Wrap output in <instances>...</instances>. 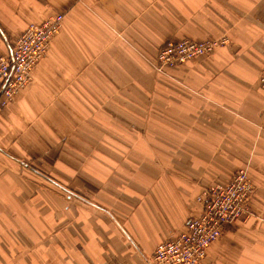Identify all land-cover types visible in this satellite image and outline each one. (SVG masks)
Here are the masks:
<instances>
[{
	"label": "crops",
	"instance_id": "0c3cea01",
	"mask_svg": "<svg viewBox=\"0 0 264 264\" xmlns=\"http://www.w3.org/2000/svg\"><path fill=\"white\" fill-rule=\"evenodd\" d=\"M55 14L0 105V264H148L242 168L250 213L201 264H264V0H0V56ZM183 39L224 44L157 69Z\"/></svg>",
	"mask_w": 264,
	"mask_h": 264
},
{
	"label": "built area",
	"instance_id": "2783aa9c",
	"mask_svg": "<svg viewBox=\"0 0 264 264\" xmlns=\"http://www.w3.org/2000/svg\"><path fill=\"white\" fill-rule=\"evenodd\" d=\"M62 22L63 16L55 14L42 23L28 25L13 43L9 56H0L1 104L26 84L31 68L45 55ZM223 42L189 39L168 42L158 51L156 67L161 70L178 68L209 56ZM259 84L264 86V66ZM252 193V183L244 171L236 172L226 186L207 188L197 199L202 206L200 214L188 220L184 230L174 239L158 244L148 264H201L208 247L221 236L222 229L249 215L248 202Z\"/></svg>",
	"mask_w": 264,
	"mask_h": 264
},
{
	"label": "rangeland",
	"instance_id": "374dc122",
	"mask_svg": "<svg viewBox=\"0 0 264 264\" xmlns=\"http://www.w3.org/2000/svg\"><path fill=\"white\" fill-rule=\"evenodd\" d=\"M48 47H49V45H48ZM47 50H48V48H47ZM46 53H47V51H46ZM46 53H45V55H46ZM45 55L31 68V72L33 71V69L45 58ZM4 57V56H3ZM6 57V56H5ZM183 66V65H182ZM176 69V68H175ZM174 69V70H175ZM30 79H31V73H30V78H28V80H27V82H26V84L21 88V89H23V88H25L26 86H27V84L30 82ZM260 85V84H259ZM261 86V85H260ZM262 87H264V86H262ZM21 89H19L18 91H20ZM18 91H16L15 93H14V95L18 92ZM13 95V96H14ZM12 96V97H13ZM12 97L8 100V101H6L4 104H1L0 103V105H5L6 103H8L9 101H11V99H12ZM238 171H244V172H246V175H247V170H245L244 168H242V169H238L236 172H238ZM235 172V173H236ZM234 173V174H235ZM233 174V175H234ZM232 175V176H233ZM232 176H231V178H232ZM231 178H230V180H231ZM247 178H249L248 177V175H247ZM230 180H229V182H230ZM251 182V181H250ZM228 185V184H227ZM226 186V185H225ZM252 186H253V184H252ZM223 187V186H222ZM210 188V187H209ZM254 187H253V191H254ZM206 189H204V190H202L201 192H200V194L196 197V201H197V199L202 195V193H203V191H205ZM253 194V193H252ZM252 196V195H251ZM251 196H250V198H251ZM250 200V199H249ZM248 204H249V202H248ZM226 227V226H225ZM224 229V228H223ZM223 229H222V231H223ZM222 234V233H221Z\"/></svg>",
	"mask_w": 264,
	"mask_h": 264
},
{
	"label": "bare ground",
	"instance_id": "6f19581e",
	"mask_svg": "<svg viewBox=\"0 0 264 264\" xmlns=\"http://www.w3.org/2000/svg\"><path fill=\"white\" fill-rule=\"evenodd\" d=\"M248 179H249V178H248ZM249 181H250V179H249ZM240 219H241V218H240ZM238 220H239V219H238ZM238 220H237V221H238ZM237 221H236V222H237ZM236 222H235V223H236Z\"/></svg>",
	"mask_w": 264,
	"mask_h": 264
}]
</instances>
